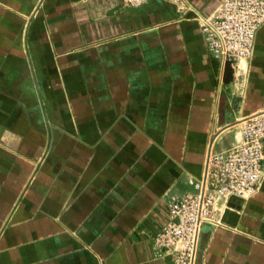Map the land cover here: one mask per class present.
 Segmentation results:
<instances>
[{
  "label": "crops",
  "instance_id": "obj_1",
  "mask_svg": "<svg viewBox=\"0 0 264 264\" xmlns=\"http://www.w3.org/2000/svg\"><path fill=\"white\" fill-rule=\"evenodd\" d=\"M220 1L0 0V264H177L171 200L264 111V26L216 58ZM213 205L195 264H264V181Z\"/></svg>",
  "mask_w": 264,
  "mask_h": 264
},
{
  "label": "built area",
  "instance_id": "obj_2",
  "mask_svg": "<svg viewBox=\"0 0 264 264\" xmlns=\"http://www.w3.org/2000/svg\"><path fill=\"white\" fill-rule=\"evenodd\" d=\"M124 1L138 5L145 0ZM263 26L264 0H221L203 18L201 33L209 52L234 66L253 54ZM263 181L264 111L244 121L236 143L210 154L196 192L171 200L170 220L154 236L155 246L165 250L173 248L177 264H195L202 228L216 222L213 205L216 199L251 197ZM177 243L181 246L175 248Z\"/></svg>",
  "mask_w": 264,
  "mask_h": 264
}]
</instances>
